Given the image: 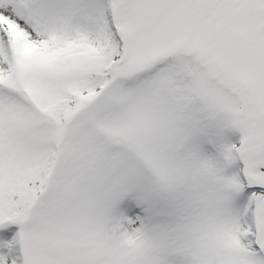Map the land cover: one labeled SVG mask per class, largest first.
I'll return each mask as SVG.
<instances>
[{"label": "snow or ice", "instance_id": "obj_1", "mask_svg": "<svg viewBox=\"0 0 264 264\" xmlns=\"http://www.w3.org/2000/svg\"><path fill=\"white\" fill-rule=\"evenodd\" d=\"M0 264H264V0H0Z\"/></svg>", "mask_w": 264, "mask_h": 264}]
</instances>
